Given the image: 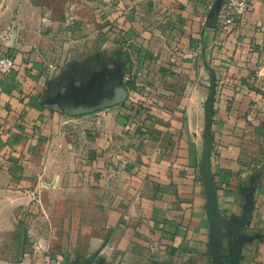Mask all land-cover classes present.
Here are the masks:
<instances>
[{
	"label": "crops",
	"instance_id": "1",
	"mask_svg": "<svg viewBox=\"0 0 264 264\" xmlns=\"http://www.w3.org/2000/svg\"><path fill=\"white\" fill-rule=\"evenodd\" d=\"M225 1L0 0V264H264V0Z\"/></svg>",
	"mask_w": 264,
	"mask_h": 264
},
{
	"label": "rangeland",
	"instance_id": "2",
	"mask_svg": "<svg viewBox=\"0 0 264 264\" xmlns=\"http://www.w3.org/2000/svg\"><path fill=\"white\" fill-rule=\"evenodd\" d=\"M97 35L96 33L94 36ZM24 208L25 206H20L14 210V222L11 230L0 228V261H16L25 254L23 247L28 241V231L27 222L21 218Z\"/></svg>",
	"mask_w": 264,
	"mask_h": 264
},
{
	"label": "built area",
	"instance_id": "3",
	"mask_svg": "<svg viewBox=\"0 0 264 264\" xmlns=\"http://www.w3.org/2000/svg\"><path fill=\"white\" fill-rule=\"evenodd\" d=\"M252 0H226V15L223 19L224 26L232 27L240 23L252 11ZM16 67V61L11 55L0 56V76H8ZM54 68L53 64L50 65ZM52 264H73L65 259H56ZM86 264V263H80Z\"/></svg>",
	"mask_w": 264,
	"mask_h": 264
},
{
	"label": "trees",
	"instance_id": "4",
	"mask_svg": "<svg viewBox=\"0 0 264 264\" xmlns=\"http://www.w3.org/2000/svg\"><path fill=\"white\" fill-rule=\"evenodd\" d=\"M86 264H89V263H87V262H85Z\"/></svg>",
	"mask_w": 264,
	"mask_h": 264
}]
</instances>
